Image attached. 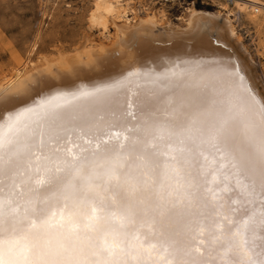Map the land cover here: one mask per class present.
Masks as SVG:
<instances>
[{
	"label": "bare ground",
	"instance_id": "1",
	"mask_svg": "<svg viewBox=\"0 0 264 264\" xmlns=\"http://www.w3.org/2000/svg\"><path fill=\"white\" fill-rule=\"evenodd\" d=\"M167 14L94 0L110 42L0 82V264H264L256 65L230 10Z\"/></svg>",
	"mask_w": 264,
	"mask_h": 264
},
{
	"label": "rangeland",
	"instance_id": "2",
	"mask_svg": "<svg viewBox=\"0 0 264 264\" xmlns=\"http://www.w3.org/2000/svg\"><path fill=\"white\" fill-rule=\"evenodd\" d=\"M93 2L0 0V82L15 69H29L41 59L57 56L58 51L73 52L84 37L94 43L110 42L112 36L106 38L97 27H89L88 14ZM188 7L233 13L237 34L264 86V10L242 6L237 0L223 8L218 0H188ZM163 11L179 22L173 17L180 14L177 10L164 7Z\"/></svg>",
	"mask_w": 264,
	"mask_h": 264
},
{
	"label": "built area",
	"instance_id": "3",
	"mask_svg": "<svg viewBox=\"0 0 264 264\" xmlns=\"http://www.w3.org/2000/svg\"><path fill=\"white\" fill-rule=\"evenodd\" d=\"M57 1V0H48ZM222 3L233 4L232 0H218ZM137 7L143 10H149L151 8H167V10H177L179 13L183 12L188 5V0H134ZM180 15V14H178ZM175 16V15H174Z\"/></svg>",
	"mask_w": 264,
	"mask_h": 264
},
{
	"label": "water",
	"instance_id": "4",
	"mask_svg": "<svg viewBox=\"0 0 264 264\" xmlns=\"http://www.w3.org/2000/svg\"><path fill=\"white\" fill-rule=\"evenodd\" d=\"M220 46L225 47V46H223L222 44H220Z\"/></svg>",
	"mask_w": 264,
	"mask_h": 264
}]
</instances>
